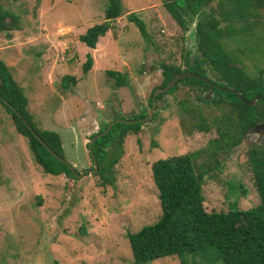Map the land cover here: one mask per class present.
<instances>
[{
  "label": "rangeland",
  "instance_id": "rangeland-1",
  "mask_svg": "<svg viewBox=\"0 0 264 264\" xmlns=\"http://www.w3.org/2000/svg\"><path fill=\"white\" fill-rule=\"evenodd\" d=\"M105 4L106 0H0L18 22V28L0 31V59L22 87L33 124L59 134L63 159L75 172L92 169L85 144L92 132L108 125L104 107H110L112 119H135L162 78L154 60L178 66L182 48L194 50L192 43L197 41L194 20L180 27L162 0H121V14L89 48L78 35L104 19ZM131 11L144 22L147 38L127 18ZM257 29L264 34V27ZM224 43L229 53L238 54L243 67L244 59L251 68L254 59L264 61L262 34L229 37ZM87 53L92 60L83 72ZM108 69L120 72L125 84L116 86ZM64 75L76 80L63 86ZM200 91L178 82L155 100V115L135 133L121 137L123 123L114 122L105 133V152L96 162L99 171L78 176L72 168L69 176L44 173L0 104V264L130 262L126 233L160 214L151 164L171 155L193 152L197 165H210L201 184L205 211H227L233 204L246 209L257 203L246 164L247 150L254 144L241 139L229 150L207 153L206 147L221 139L226 126L219 123L221 109L197 101ZM190 112L200 113L210 129L198 128ZM257 136L260 142L254 135L253 140L260 144L264 133ZM113 160L110 173L108 163ZM144 264L180 262L169 255Z\"/></svg>",
  "mask_w": 264,
  "mask_h": 264
},
{
  "label": "trees",
  "instance_id": "trees-1",
  "mask_svg": "<svg viewBox=\"0 0 264 264\" xmlns=\"http://www.w3.org/2000/svg\"><path fill=\"white\" fill-rule=\"evenodd\" d=\"M162 4L180 27L185 28L186 23L194 20L198 54L191 69L195 73L198 72L199 63L218 79L226 80L228 85L242 78L250 81L245 71L235 64L234 55L229 53L224 42L229 37L241 39L258 33L264 35L257 29L264 27V0H162ZM121 10V0H106L104 19L88 26L78 35L79 41L89 48H94L98 37L110 28L111 21L121 14ZM127 18L135 24L141 35L147 38L144 22L133 11L127 14ZM16 28L18 22L15 16L0 5V31L9 32ZM255 47L258 48V45ZM91 60L90 54L87 53L81 65L83 72H87ZM162 65L164 81L172 71L178 69L173 63L162 62ZM106 73L114 78L116 86L125 84L126 79L121 78L120 72L108 69ZM184 79H188L194 87H198L202 82L193 77ZM61 80V84L66 86L68 82L73 83L76 79L72 75H64ZM216 92L219 94L222 91ZM225 94L227 97L232 95L228 92ZM219 97H212L208 104L213 103L215 107L218 101H230ZM233 101L234 104H229L230 111L225 110L227 106L223 108L217 104L221 109L218 117L220 126L223 128L225 125L226 128H220V140L215 139L206 147L211 151L206 149L209 154L217 153L218 150H229L240 142L243 131L247 128L245 119L250 106L234 97ZM0 104L10 114L15 131L26 138L32 158L41 170L53 175L64 173L69 176L70 167L46 148L48 146L63 158L59 134L48 128H37L33 124L23 89L13 79L2 59ZM190 114L192 118L197 119L194 124L198 128L206 131L210 129L211 126L200 113ZM26 123L46 146L32 134ZM138 126V122L123 123L121 137L127 132H137ZM106 136L101 135L91 144L96 162L102 155L100 153L105 152L103 142L107 140ZM194 158V153L188 152L152 162L151 179L157 191L160 214L152 223L126 233L132 260L124 264H144L146 261L169 255L177 256L180 264H264V144L251 145L247 150L246 164L251 171L258 202L246 209H239L233 204L227 211H205L202 205L201 184L203 174L210 165H197ZM113 162L114 160L108 163L110 167L107 170L112 168ZM97 170L99 171V168ZM100 171L104 172L105 166H102ZM108 172L111 173L110 170ZM104 180L109 181L107 177H104Z\"/></svg>",
  "mask_w": 264,
  "mask_h": 264
},
{
  "label": "flooded vegetation",
  "instance_id": "flooded-vegetation-1",
  "mask_svg": "<svg viewBox=\"0 0 264 264\" xmlns=\"http://www.w3.org/2000/svg\"><path fill=\"white\" fill-rule=\"evenodd\" d=\"M194 38H195V35H194ZM192 44H193L194 50H192V47H191L190 50H187L184 47L182 48V52H181V54L179 56L178 69L172 71L170 73L169 78L166 79L165 81H164V76H163L164 66L162 65V62L161 61H157V59L154 60L153 63L156 65L155 68L160 69L159 71H160V73L162 75L161 81L156 87H154L152 89L151 94L148 97V106H147V108L142 109L141 110L142 113L139 114L135 119H129L127 117L125 119L134 120L133 123L134 122H138L139 123L138 129H140L142 124L146 122V120L142 121L141 119L146 117L148 112H149V114L147 116V119L149 117H151V115H152V117L155 115L154 113H156L155 109H156V105H157V102H155V100H158V98H162L164 94L168 93L171 89H174L178 82H183V84H189L190 83L189 80L188 79H184L185 77H193V78H195L197 80L202 81L201 83L198 84V90H201L200 94L198 96V99H197L198 102H202L204 104L210 105V104H208L209 101H211L212 97H215V96L216 97L220 96L219 99H222V98L223 99H230L229 102H224V101L221 100V101H218V103H217L220 106H227V108L225 109L226 111H230L229 104H232V103L234 104L233 97L236 98L238 101H241V102L249 105L250 107L248 109V114H247V117L245 119L246 124H248V125H247V128L244 129L243 135L241 136V139L247 140V143L255 144V145H258V146H262L264 144V138H263V141L260 144L259 143H255L254 140H253L252 133L254 131L255 125H258V128H260V129H262V126L264 125V61L261 62L259 59H254L255 61L252 64V68H251L250 66H248L249 59H244L245 67H243L241 65V63L238 62V58H237L238 54L234 55L235 64L240 66L245 71L246 75L248 76L247 78L250 79V81H247L244 78H242V79H240L238 81H235V83H231L230 85H228L226 80L218 79L215 75H210L208 73L207 69L204 68V66L202 64L197 63V65H198V67H197V71L198 72L197 73H195L191 69V66L193 64H195L194 58H196V56L198 54L197 49H196V45H197L196 42L192 43ZM240 51L242 53H244L242 50H240ZM262 54H264V52ZM190 55H191V57H189ZM249 68H251L252 72L250 71ZM187 71L191 72L192 74H194L196 76H205V75L207 76L208 75V78L210 80V84L205 83L201 78L195 77V76L179 77V78H177L175 80L173 86L169 87V89H166V90H160V92H158L154 96V106H153V108L151 110L150 107H151V104H152V94H153L154 89H156V88H158V89L164 88V86L167 84L168 80L171 78V76L173 74H179V73L187 72ZM225 88H230V89L236 90V92L225 90ZM209 89H211L210 98L209 99H202L201 98V96H202L201 94L204 92V93L209 95L210 94V92L208 93ZM216 90H220L222 92H220L218 94L216 92ZM226 92L231 93L233 96L229 95L227 97L226 94H225ZM254 96H261V97L257 98V99H254L252 101V103H249L250 99L252 97H254ZM211 104H213V103H211ZM217 104H215V108H219L220 107V106L218 107ZM145 112H146V114H145ZM231 113L233 114V112H231ZM231 113H230V116L232 115ZM117 119H118V121L119 120H124L123 118H117ZM117 119H112L111 115H110V118H105L104 121L108 123L110 121H114V120H117ZM249 122H251V124H249ZM98 132H100L99 129L96 130L95 132H92L89 135L88 140L93 135L97 134ZM247 132H248V134H247ZM254 137H258V136L255 135ZM87 143H88V141L86 142L85 145H87ZM87 150H88V148H87ZM88 153H89V151H88ZM89 156H90V153H89ZM90 161H92L91 156H90ZM68 165H69L70 169L71 168L74 169L71 164L68 163ZM80 171H78V172H80ZM78 172H75V173L77 174Z\"/></svg>",
  "mask_w": 264,
  "mask_h": 264
},
{
  "label": "water",
  "instance_id": "water-1",
  "mask_svg": "<svg viewBox=\"0 0 264 264\" xmlns=\"http://www.w3.org/2000/svg\"><path fill=\"white\" fill-rule=\"evenodd\" d=\"M194 28H195V24H194V27H193V31H194ZM190 57V56H189ZM183 76H195V77H199V78H201L205 83H207V84H210V80H209V78H208V76H196V75H194V74H192L191 72H182V73H179V74H173L172 76H171V78L168 80V82H167V84L164 86V88H162V89H158V88H156V89H154V91H153V94H152V104H151V110H152V108H153V106H154V96L158 93V92H160V90H166V89H168L169 87H171V86H173V84H174V82H175V80L177 79V78H179V77H183ZM225 90H228V91H232V92H236V90H233V89H230V88H225ZM211 93V89H209L208 90V93ZM261 96H254V97H252L251 99H250V101H249V103H252V101L254 100V99H257V98H260ZM201 98L202 99H209L210 97H209V95L208 94H206V93H204V94H202V96H201ZM5 103H7L6 101H4ZM13 110H14V108L13 107H11ZM150 110V111H151ZM103 117L104 118H110V107L109 106H105L104 107V109H103ZM148 114H149V112L147 113V115H146V117H144V118H142L141 120L142 121H145L146 119H147V116H148ZM18 115H20L19 113H18ZM133 121L134 120H127V119H124V120H119L118 121V119L117 120H114V121H110L109 123H108V125L106 126V128L103 130V131H100V132H98L97 134H95V135H93L91 138H89V140H88V143H87V148H88V151H89V153H90V156H91V159H92V169H83V170H81L79 173H78V175L80 174H83L84 172H95L96 170H97V163H96V160H95V157H94V155H93V152H92V149H91V144H92V142L94 141V139H96L97 137H99V136H101V135H103V134H105L109 129H110V127H111V125L114 123V122H121V123H126V124H130V123H133ZM26 126L29 128V130L32 132V134L44 145V146H46V144H45V142L44 141H42L41 140V138L38 136V134L31 128V126L28 124V123H26ZM260 126V125H259ZM263 131H264V125L262 126V129H260V128H258V125H255V127H254V131H253V133H252V135H259L260 137H261V135L263 134ZM247 134H248V132H247ZM256 138V137H255ZM260 140V138L258 137V138H256V142H260L259 141ZM46 148L50 151V153L52 154V155H54L58 160H60V161H62L63 163H65L66 164V161L63 159V158H61V157H59L58 155H56V153L53 151V150H51L48 146H46Z\"/></svg>",
  "mask_w": 264,
  "mask_h": 264
},
{
  "label": "clouds",
  "instance_id": "clouds-1",
  "mask_svg": "<svg viewBox=\"0 0 264 264\" xmlns=\"http://www.w3.org/2000/svg\"><path fill=\"white\" fill-rule=\"evenodd\" d=\"M103 135H104V134H103ZM94 140H95V139H94ZM86 146H87V145H86ZM91 149H92V148H91ZM61 158H62V157H61ZM95 160H96V159H95ZM73 171H74V169H73ZM74 172H75V171H74ZM78 173H79V172H78ZM78 173H77V174L75 173V176H78Z\"/></svg>",
  "mask_w": 264,
  "mask_h": 264
}]
</instances>
